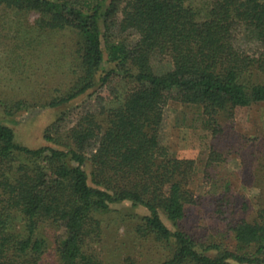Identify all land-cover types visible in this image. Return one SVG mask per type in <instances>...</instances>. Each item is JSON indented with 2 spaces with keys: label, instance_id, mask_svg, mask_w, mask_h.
Returning a JSON list of instances; mask_svg holds the SVG:
<instances>
[{
  "label": "trees",
  "instance_id": "obj_1",
  "mask_svg": "<svg viewBox=\"0 0 264 264\" xmlns=\"http://www.w3.org/2000/svg\"><path fill=\"white\" fill-rule=\"evenodd\" d=\"M188 1L0 0L18 15L38 14L29 30L41 34L38 47L62 48L71 82L44 106L93 90L45 131L56 147L22 146L0 122V264H108L93 245L102 239L101 216L123 202L148 211L132 232L164 252L161 264H264V200L254 220L228 222L232 248L193 235L183 222L195 203V162L171 156L159 137L169 101L201 108L214 140L220 114L264 102V83L252 80L255 72L264 76V0H212L201 21ZM126 33L134 40L110 43ZM164 62L170 68L157 73ZM123 76L136 87L120 98L111 86L118 97H105L104 87ZM0 104L13 115L32 103ZM218 156L212 152L206 167ZM234 202L226 194L216 200L219 218L229 220ZM47 229L62 236L52 244Z\"/></svg>",
  "mask_w": 264,
  "mask_h": 264
},
{
  "label": "rangeland",
  "instance_id": "obj_2",
  "mask_svg": "<svg viewBox=\"0 0 264 264\" xmlns=\"http://www.w3.org/2000/svg\"><path fill=\"white\" fill-rule=\"evenodd\" d=\"M211 3L212 0H190L186 5L201 21ZM37 18L35 12L18 15L0 7V102L25 99L32 103L13 115H7L0 104V122L14 130L18 144L33 149L56 147L44 139L45 131L62 113L87 101L93 92L90 90L57 107L44 106L49 98L60 95L71 80L68 64L60 53L62 48L49 51L38 47L41 34L29 31ZM134 37L126 33L118 39H110V43L130 42ZM61 40L71 41L69 36H63ZM45 41L58 42L44 36ZM103 48L108 62L105 68L109 70L113 63L108 61L106 43ZM63 51L69 53L67 49ZM169 68L170 64L164 62L155 71L163 73ZM252 80L264 83V76L255 72ZM111 86L117 87L122 98L136 87V83L126 76L111 81L104 87L103 95L113 100L118 96L110 93ZM202 112L199 107L169 101L159 130L160 142L168 148L171 156L195 162L196 172L189 184L195 203L187 206L183 227L193 235L232 248L234 241L228 222L242 218L254 220L264 200V102L237 107L231 115L220 114L218 123L222 132L218 135L219 140H214L205 128ZM212 152L218 154L220 160L210 169L206 162ZM227 184L230 189L226 191ZM223 194L235 201L230 207L234 210L228 221L219 218L216 212V200ZM128 214L134 217L128 218ZM148 214L144 207H134L130 202L113 204L111 211L101 216L104 228L101 241L93 245L96 254L108 264H124L127 257L133 258L136 264H161L164 252L151 241L135 237L132 232L138 220ZM164 222L173 229L166 219ZM46 233L52 244L56 237L62 236V231L57 230L47 229Z\"/></svg>",
  "mask_w": 264,
  "mask_h": 264
}]
</instances>
